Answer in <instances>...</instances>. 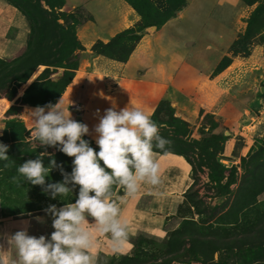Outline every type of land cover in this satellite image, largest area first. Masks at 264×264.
Wrapping results in <instances>:
<instances>
[{
	"label": "rangeland",
	"instance_id": "rangeland-1",
	"mask_svg": "<svg viewBox=\"0 0 264 264\" xmlns=\"http://www.w3.org/2000/svg\"><path fill=\"white\" fill-rule=\"evenodd\" d=\"M46 1L51 8L47 7L43 0L42 7L54 14L58 24L65 28L66 33L69 32L68 37L72 36L74 29L90 20V16L83 8L72 9L62 0ZM124 1L134 11L133 7L139 9L141 13L138 23L131 28L135 27L134 30H138L148 23L152 24L150 27H155L154 30H150V27L144 28L142 35L158 30L165 22L187 8L191 21L196 22L195 27L199 28V25H202L203 28L200 37L191 44L193 48L191 58L194 64L190 74L194 76L195 81L188 86L187 92L194 105L184 110L189 116L187 118L189 122L170 106L176 111L174 113L167 102L164 104H161V101L151 102V106L146 108V101H143L141 91L131 90L127 86L122 91L121 102L117 104L120 108L133 106L147 111L151 119L157 123L159 135L170 141L168 147L185 154L191 167L192 179L182 204L175 207L170 221L166 223L164 236L128 230V243L118 252L122 253L120 255H140L141 260L151 263L155 257L150 254L157 250L159 243L184 225L193 230L201 228L203 233L232 227V231L238 234V237L243 236L251 226L255 229L264 228V166L255 171L256 167H253L250 159L248 160V157H251L264 143V92H261L264 87V0H225L223 4H218L215 0ZM193 1H196L195 4L192 3ZM0 5L14 8L6 0H0ZM206 16L209 20L204 22ZM23 21L28 28L24 46L12 55L10 52L2 51L0 59H11L24 49L29 36V27L25 18ZM205 31L212 33L207 35ZM17 33L16 28H10L7 36L13 39ZM2 43H5L3 39ZM79 43L84 49L75 52L79 66L85 65L94 56H102L92 54V47L97 42L90 49L88 48L90 54L85 52L87 48L80 41ZM133 46L134 40H122L111 48L103 50L106 55L102 57L126 63L135 47ZM76 59L77 57L73 58L70 63H75ZM198 60H202L203 65L205 67L207 65L209 69H203L207 71L204 75L199 72L202 64H198ZM86 69L88 71L90 68ZM225 69L230 70L219 79L214 88L207 85L208 79ZM50 74V79L54 81L62 77V70L58 69L57 73L51 71ZM111 87L109 85L107 91L117 96L118 92ZM200 104H204V108ZM6 116L7 114L3 113L0 115V136L6 126L1 121ZM30 132L31 129L28 130L29 136ZM90 140L96 145L93 139ZM27 141L30 149L42 148V152H56L55 148L38 146L31 138ZM205 158H210L207 163L205 162L206 164H204ZM218 159L228 160L232 163V167L236 168V183L231 185L226 193L225 190H221L225 179L220 182V186L209 180V174L214 171L213 160L218 163ZM116 190L118 191V187ZM16 195L18 197L8 196L3 200L0 198V219L12 218L16 231L20 229L22 220L30 221L29 235L50 236L53 231L51 216L42 212L17 213L22 207L21 203H25L26 199L24 194L19 192ZM10 201H17L13 202L16 206H12ZM13 207L17 210L14 211ZM13 213L17 215H12ZM37 217L41 219L37 220ZM124 251L129 252L124 253ZM143 251H148L149 255L143 256L145 254ZM99 253L103 254L98 252L97 255ZM116 255L118 256V254L105 256L116 257ZM217 260L216 254L214 261ZM98 261L100 264H107L99 259ZM219 264H264V241L243 247L238 252L227 253Z\"/></svg>",
	"mask_w": 264,
	"mask_h": 264
},
{
	"label": "clouds",
	"instance_id": "clouds-1",
	"mask_svg": "<svg viewBox=\"0 0 264 264\" xmlns=\"http://www.w3.org/2000/svg\"><path fill=\"white\" fill-rule=\"evenodd\" d=\"M69 107L65 110L59 101L25 109L33 123L32 142L45 148L58 147L73 158L72 171L71 175L65 173L46 151L17 167L12 183L40 186L44 194L52 199L60 197L64 203L44 209L52 218L50 236L29 235L30 221L23 220L14 233L0 232V264H97L94 250L101 246V238L113 252L128 243L127 221L120 204L134 196L141 185L160 183L156 157L167 154L170 141L159 135L157 123L148 114L133 106L119 110L113 106L103 116L97 110L99 122L93 129L97 152L83 139L91 134L88 126L74 120ZM7 151L8 146L0 143V161H10ZM45 157L49 158L47 167ZM54 169L60 171L63 181L46 184ZM77 186L75 202H67ZM117 186L124 196L115 193Z\"/></svg>",
	"mask_w": 264,
	"mask_h": 264
},
{
	"label": "crops",
	"instance_id": "crops-1",
	"mask_svg": "<svg viewBox=\"0 0 264 264\" xmlns=\"http://www.w3.org/2000/svg\"><path fill=\"white\" fill-rule=\"evenodd\" d=\"M215 1L218 4L225 2V0ZM65 4L72 9L83 8L90 16V20L76 28L77 38L87 48L85 52L89 54V49L94 43L108 42L116 34L133 27L140 18L124 0H65ZM187 9L180 11L158 30L143 33L126 63L94 56L85 65L80 64L74 78L56 103L60 101L65 110L70 104L68 110L72 118L76 121L79 118L78 121L87 125L90 130L91 134L86 137L95 142L93 129L99 122L96 116L97 110L99 115L103 116L104 111L110 107L122 109L117 104L122 100L125 86L134 91H141L143 101H146V108L151 106V102L166 101L189 122L187 119L189 116L184 110L194 105L187 92L188 86L195 81L194 76L190 74L194 64L191 58L193 54L191 44L200 37L203 27L202 25H199V28L195 27L196 22L191 21ZM23 20L16 9L0 5V53L6 51L12 55L24 46L28 28ZM207 20H209L208 16L204 22ZM10 28L18 30L13 39L7 36ZM205 33L209 35L212 32L205 31ZM2 39L5 43H2ZM197 62L202 64V68L199 69L201 75L206 74L207 71L203 69L209 70L207 65L205 67L202 60ZM86 68L90 69L87 71ZM228 70L230 69L212 76L207 80V85L214 88ZM109 85L118 92L117 96L107 91ZM200 106L204 108L205 105L200 104ZM26 108L34 109L24 106L22 112L14 118L30 130L33 128V123L25 114ZM144 112L147 114V111ZM156 159L159 163L160 183L156 186L141 185L134 196L127 197L120 204L121 214L127 221L129 232L164 236L166 223L170 221L175 207L182 204L184 195L192 184L191 167L183 156L167 153L158 155ZM115 193L119 196L125 195L119 186ZM15 231L12 218L0 219V232ZM98 252L110 256L121 253L113 252L103 238H101V246L96 252L94 251L96 257ZM128 252L124 251V253Z\"/></svg>",
	"mask_w": 264,
	"mask_h": 264
},
{
	"label": "trees",
	"instance_id": "trees-1",
	"mask_svg": "<svg viewBox=\"0 0 264 264\" xmlns=\"http://www.w3.org/2000/svg\"><path fill=\"white\" fill-rule=\"evenodd\" d=\"M6 1L25 18L29 27V36L21 53L11 59H0V115L2 113L7 114L1 121L6 126L0 136V143L8 146L6 155L10 159V161H0V198L3 200L8 196L11 198H14V196L18 197L16 194L19 192L24 194L26 202L21 203L22 207L17 213H45L44 209L50 205H56L57 208L62 207L64 201H61L60 197L52 199L50 194L42 192L40 186L24 183L22 187H18L11 182V178L17 174L16 169L19 165L30 159L35 160L42 152V148L30 149L29 141H27L31 138L28 129L22 122L15 120L16 118L14 117L22 112L24 106L35 108L37 106L43 107L49 103L55 105L78 69L79 60L78 56L75 55L76 50L83 51L84 49L77 40L76 29H74L72 36L68 37L69 32L66 33L65 28L58 24V19L54 14L42 7V0ZM43 1L47 7L51 8L46 0ZM62 1L65 4V0ZM133 8L141 17L139 9ZM150 26L152 24L148 23L138 30H134L135 27L129 28L116 34L106 43L99 41L92 47V54L105 56L106 54L103 50L109 49L126 39L134 40L135 46L142 37V30ZM76 57L75 63L71 64L70 62ZM58 69L62 70V77L54 81L51 80L50 72L57 73ZM164 103L166 101H161V104ZM167 104L169 103L167 102ZM171 109L176 113L173 108ZM83 139L87 140L95 151H99V148L89 138L84 136ZM55 149V153H48L54 156L58 165L63 166L65 173L71 175L73 158L65 156L58 150V147ZM166 151L185 158V154L177 149L174 150L167 146ZM210 158H205L204 164ZM248 160L253 164V167H256L255 171L264 166V143L259 150L254 152L251 157H248ZM187 162L189 163V161ZM5 163H9L10 166L5 168ZM43 164L45 167L48 166V157L43 159ZM213 169L214 171L209 174L210 182L220 186V182L225 179L221 190H225V193L228 192L229 187L236 183V168H224L216 160H213ZM62 181L63 176L58 169H54L49 174V177L46 178V184ZM69 187H72V185L69 184ZM78 191L79 188L77 186L73 191L72 197H69L67 202H75ZM13 202L16 203L17 201ZM13 202L10 201L12 206L15 205ZM13 208L14 211L17 210L15 207ZM17 213L12 215H17ZM231 228L223 230L218 228L211 232L203 233L201 228L193 230L184 225L173 231L164 241L159 243L161 247L157 246V250L150 254L155 257L151 263L141 260L140 255L118 254L116 257H106L99 253L97 255V264H100L98 259L101 262H107V264H186L189 262L219 264L222 257L227 253L238 252L243 247L253 246L264 241V228L262 227L255 229L251 226L240 237ZM137 253L139 254V252ZM143 253H145L143 256L149 255L148 251H143ZM216 254L218 255V260L214 261V255Z\"/></svg>",
	"mask_w": 264,
	"mask_h": 264
},
{
	"label": "water",
	"instance_id": "water-1",
	"mask_svg": "<svg viewBox=\"0 0 264 264\" xmlns=\"http://www.w3.org/2000/svg\"><path fill=\"white\" fill-rule=\"evenodd\" d=\"M150 30L151 29H155V27H150L149 28ZM261 92H264V87L261 89ZM79 122V121H78ZM80 123V122H79ZM218 163L223 166L224 168H231L232 167V163L228 160H225V159H218Z\"/></svg>",
	"mask_w": 264,
	"mask_h": 264
}]
</instances>
